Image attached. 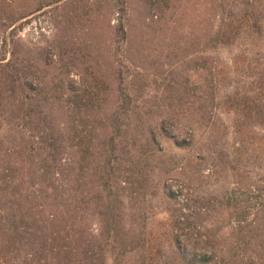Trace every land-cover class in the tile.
<instances>
[{
    "label": "trees",
    "instance_id": "16d2710c",
    "mask_svg": "<svg viewBox=\"0 0 264 264\" xmlns=\"http://www.w3.org/2000/svg\"><path fill=\"white\" fill-rule=\"evenodd\" d=\"M79 1L0 0L1 264L11 258L19 264H108L107 252L120 239L113 178L136 96L115 69L116 47L92 40L90 47H18L17 31L30 16L51 10L62 17ZM135 1L87 0L89 33L115 14V42H128ZM182 1L183 67L193 60L208 63L209 50L225 44L241 0ZM139 4L146 10L148 0ZM150 10L152 16L158 12ZM248 10L255 15L254 7ZM100 52L107 53L105 62ZM189 141L183 139V146ZM227 204V225H194L200 242L193 245L202 247L190 252L183 245V264H264V177L248 192L235 188Z\"/></svg>",
    "mask_w": 264,
    "mask_h": 264
},
{
    "label": "rangeland",
    "instance_id": "374dc122",
    "mask_svg": "<svg viewBox=\"0 0 264 264\" xmlns=\"http://www.w3.org/2000/svg\"><path fill=\"white\" fill-rule=\"evenodd\" d=\"M86 3L72 2L73 13L65 17L46 10L25 18L18 47H90V40L116 47L115 69L123 71L136 100L118 141L121 167L113 190L121 234L117 248L107 252L108 264H183V245L190 252L202 247L193 245L200 242L194 225H227L234 189L248 192L264 177V0H241L225 44L209 50L213 60L188 67L183 1L148 0L145 10L136 0L124 44L112 34L115 14L89 33ZM152 7L158 9L154 16ZM106 55L100 52L101 63ZM183 139L190 141L183 146Z\"/></svg>",
    "mask_w": 264,
    "mask_h": 264
}]
</instances>
